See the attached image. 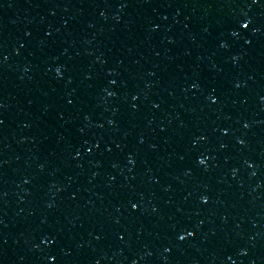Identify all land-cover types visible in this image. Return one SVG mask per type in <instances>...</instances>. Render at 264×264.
Listing matches in <instances>:
<instances>
[{
	"label": "water",
	"instance_id": "obj_1",
	"mask_svg": "<svg viewBox=\"0 0 264 264\" xmlns=\"http://www.w3.org/2000/svg\"><path fill=\"white\" fill-rule=\"evenodd\" d=\"M0 264H264V0H0Z\"/></svg>",
	"mask_w": 264,
	"mask_h": 264
}]
</instances>
